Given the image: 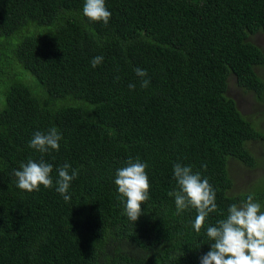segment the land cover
Listing matches in <instances>:
<instances>
[{"label":"trees","instance_id":"trees-1","mask_svg":"<svg viewBox=\"0 0 264 264\" xmlns=\"http://www.w3.org/2000/svg\"><path fill=\"white\" fill-rule=\"evenodd\" d=\"M84 3L0 0V264H200L207 227L252 183L235 190L231 160L252 169L249 144H264L227 93L233 76L264 97V51L250 40L264 33V0H105L106 25L89 20ZM52 127L58 151L29 146ZM41 158L53 165V187L19 189L14 170ZM129 158L147 163L150 182L135 222L114 183ZM65 163L78 172L67 202L55 185ZM175 163L216 192L199 233L196 210L178 215L168 195L179 191Z\"/></svg>","mask_w":264,"mask_h":264},{"label":"clouds","instance_id":"clouds-1","mask_svg":"<svg viewBox=\"0 0 264 264\" xmlns=\"http://www.w3.org/2000/svg\"><path fill=\"white\" fill-rule=\"evenodd\" d=\"M83 14L89 20L103 21L105 25L111 17L105 0H85ZM102 61V56L94 57L91 61L92 67L95 68ZM134 71L141 78V87L147 88L150 84V80L145 78L147 71L139 67ZM128 87L135 89L136 85L129 84ZM61 139L62 134L52 127L47 132L36 131L29 146L40 153H46L49 149L58 151ZM147 167V163L138 158H129L126 166L116 170L114 183L120 194L117 199L126 198L125 211L133 222L142 214L141 205L149 199ZM202 167L206 168V165ZM70 168L68 163L59 167L55 181L56 191L66 202L71 199L67 194L70 182L78 175L76 170L70 173ZM52 170L53 165L45 162L43 158L39 162L29 159L27 163H21L19 170H14L17 187L28 192L38 191L41 185L51 188ZM173 176L179 191H170L168 195L175 197L176 213L179 215L186 209L194 208L197 215L192 227L199 233L209 214L217 211L216 192L208 179L202 178L199 172L194 173L190 166L175 163ZM254 197L255 193H249L240 204L229 205L226 218L207 227L206 234L212 243L210 250L200 257V264H264V211Z\"/></svg>","mask_w":264,"mask_h":264},{"label":"rangeland","instance_id":"rangeland-1","mask_svg":"<svg viewBox=\"0 0 264 264\" xmlns=\"http://www.w3.org/2000/svg\"><path fill=\"white\" fill-rule=\"evenodd\" d=\"M250 40L259 45L264 51V33H256L250 37ZM256 71L264 80V65L257 66ZM227 93L237 101L238 107L243 114L253 120L254 126L264 130V97L260 100L253 91H245L239 87L233 76L229 79ZM249 146L260 165L257 164L256 167L254 166L250 169L236 160H231V176L235 178V190L236 187L237 190L242 188L244 190L252 182L249 185L248 194L260 191L261 195H263V200L259 202L261 203L264 201V144L251 141ZM261 208L263 209L264 207L262 206Z\"/></svg>","mask_w":264,"mask_h":264}]
</instances>
